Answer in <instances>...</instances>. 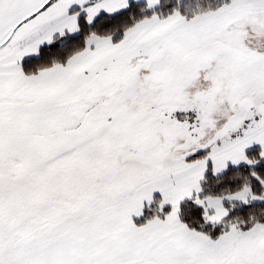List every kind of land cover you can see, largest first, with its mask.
I'll return each instance as SVG.
<instances>
[{
  "label": "snow or ice",
  "instance_id": "6c2138e0",
  "mask_svg": "<svg viewBox=\"0 0 264 264\" xmlns=\"http://www.w3.org/2000/svg\"><path fill=\"white\" fill-rule=\"evenodd\" d=\"M0 264H264V0H0Z\"/></svg>",
  "mask_w": 264,
  "mask_h": 264
}]
</instances>
